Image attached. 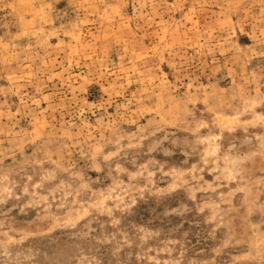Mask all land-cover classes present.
Returning a JSON list of instances; mask_svg holds the SVG:
<instances>
[{"label": "rangeland", "instance_id": "1", "mask_svg": "<svg viewBox=\"0 0 264 264\" xmlns=\"http://www.w3.org/2000/svg\"><path fill=\"white\" fill-rule=\"evenodd\" d=\"M0 264H264V0H0Z\"/></svg>", "mask_w": 264, "mask_h": 264}]
</instances>
